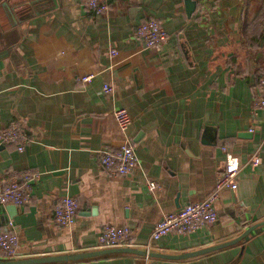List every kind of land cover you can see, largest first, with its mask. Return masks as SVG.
<instances>
[{
    "label": "crops",
    "instance_id": "1",
    "mask_svg": "<svg viewBox=\"0 0 264 264\" xmlns=\"http://www.w3.org/2000/svg\"><path fill=\"white\" fill-rule=\"evenodd\" d=\"M186 1L110 0L95 14L84 0H0V128L18 120L31 136L22 150L0 142V188L24 172L39 176L27 203L0 204V227L12 221L18 238L11 259L111 248L98 246L99 231L125 224L130 245L113 247L141 252L30 264H264V223L190 257L149 255L232 240L264 220V109L253 110L264 37L249 40L245 30L258 11L248 12L252 0H189L188 12ZM148 18L168 34L155 47L135 35ZM104 83L113 91L104 92ZM121 107L131 117L125 132L113 114ZM126 138L137 166L113 174L98 151ZM227 154L238 160L237 186L221 190L217 220L150 238L163 214L211 192ZM63 195L78 201L75 221L65 226L53 221Z\"/></svg>",
    "mask_w": 264,
    "mask_h": 264
},
{
    "label": "built area",
    "instance_id": "2",
    "mask_svg": "<svg viewBox=\"0 0 264 264\" xmlns=\"http://www.w3.org/2000/svg\"><path fill=\"white\" fill-rule=\"evenodd\" d=\"M110 0H84L86 9L95 14H100L109 8ZM131 1V0H129ZM133 1V0H132ZM135 35L144 41L148 47H155L164 42L167 37V31L161 23L148 18L140 22L135 29ZM111 54H116L117 50L111 49ZM91 74H84L81 79L89 80ZM255 91L253 93V110L264 109V70L255 82ZM104 92H112L113 87L104 83L102 86ZM117 128L121 132L127 131L131 124V117L128 111L121 107L113 112ZM253 128H251L252 130ZM31 141V136L26 130L25 125L12 120L0 128V142L14 143L17 149L22 150L26 144ZM226 151V148L223 147ZM98 158L101 165L108 168L113 174H130L137 166V156L134 143L130 138L124 139L116 147H105L98 151ZM250 161L253 164L259 162L257 156H253ZM239 164L236 157L227 154L226 162L220 176L218 177L214 188L203 199L184 203L177 210L167 212L162 215L160 220L154 223L150 238L158 239L165 234L175 231L186 234L197 230L205 224L217 220V210L215 202L223 188L234 189L237 186V172ZM37 172H24L18 178H14L9 183L0 188V204L23 205L29 201L31 184L38 178ZM149 186L155 188L157 184L150 180ZM78 214V201L72 195H63L59 197L56 203L53 221L58 225L72 224ZM131 232L127 225L105 224L99 231L97 243L99 247H113L118 245H130ZM18 238L14 231V224L9 221L7 225L0 227V259L9 260L17 254Z\"/></svg>",
    "mask_w": 264,
    "mask_h": 264
},
{
    "label": "water",
    "instance_id": "3",
    "mask_svg": "<svg viewBox=\"0 0 264 264\" xmlns=\"http://www.w3.org/2000/svg\"><path fill=\"white\" fill-rule=\"evenodd\" d=\"M186 4V10L188 12L193 9V3L187 0L185 2ZM20 32V31H19ZM242 203L237 204V207L241 206ZM16 206L12 204L11 206H8L7 209H13ZM239 208L237 210H232L230 212L231 215L235 216L239 214ZM236 217V216H235ZM264 220L255 222L251 226H249L246 230H244L241 234H239L236 238L228 241H224L218 244H214L199 250H194L190 252H184V253H177V254H169V253H161V252H149V255L152 256H158V257H166V258H185V257H190L196 254H200L206 251L214 250L220 247H224L226 245L232 244L242 237H244L246 234H248L252 229H254L256 226L263 224ZM111 251H134V252H141V250H136L134 248L128 247V246H122V247H111V248H101L98 250H93V251H88L80 254H63V255H49V256H43V257H36V258H28V259H9V260H1L0 259V264H30V263H37V262H45V261H52V260H64V259H75V258H80V257H86L90 255H96V254H101V253H106V252H111Z\"/></svg>",
    "mask_w": 264,
    "mask_h": 264
},
{
    "label": "trees",
    "instance_id": "4",
    "mask_svg": "<svg viewBox=\"0 0 264 264\" xmlns=\"http://www.w3.org/2000/svg\"><path fill=\"white\" fill-rule=\"evenodd\" d=\"M259 17H257L255 20L251 21L249 24L245 25V30L248 33L247 39L251 40H257L258 37L262 38L264 37V28H263V22H264V5L261 7V9L258 11ZM256 33H258L256 35ZM263 70V69H262ZM257 75V79L261 75V71Z\"/></svg>",
    "mask_w": 264,
    "mask_h": 264
},
{
    "label": "rangeland",
    "instance_id": "5",
    "mask_svg": "<svg viewBox=\"0 0 264 264\" xmlns=\"http://www.w3.org/2000/svg\"><path fill=\"white\" fill-rule=\"evenodd\" d=\"M252 5L248 12H257L261 9V7L264 5V0H252ZM253 6V7H252Z\"/></svg>",
    "mask_w": 264,
    "mask_h": 264
}]
</instances>
